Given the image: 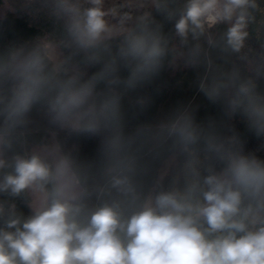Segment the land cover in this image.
Wrapping results in <instances>:
<instances>
[{"label":"clouds","instance_id":"obj_1","mask_svg":"<svg viewBox=\"0 0 264 264\" xmlns=\"http://www.w3.org/2000/svg\"><path fill=\"white\" fill-rule=\"evenodd\" d=\"M17 11L50 27L0 47V264H264V158L229 123L264 138V0H0ZM168 68L223 119L130 127L125 96Z\"/></svg>","mask_w":264,"mask_h":264},{"label":"trees","instance_id":"obj_2","mask_svg":"<svg viewBox=\"0 0 264 264\" xmlns=\"http://www.w3.org/2000/svg\"><path fill=\"white\" fill-rule=\"evenodd\" d=\"M49 27V21L43 17H33L21 11L8 12L6 19L0 21V47L31 39ZM173 70L165 69L152 83L125 96L123 103L130 127L139 122L154 120L165 114L164 111L168 112L178 104L191 102L194 105V95L197 89H189L188 76L191 75V69L178 68L174 72ZM262 87H264V83H262ZM140 96L148 97L150 102L142 113H137L133 105L136 98ZM194 106H197V117L200 120L215 118L219 121L223 119L220 107L211 104L207 99ZM33 118L43 125L44 121L39 114L34 113ZM229 123L245 141L246 150L255 152L259 157L264 158V138H257L240 117L234 118ZM65 135V133L60 134L62 139ZM73 144L77 146L78 154L82 159H93L96 156L98 138L72 137L69 139L68 145ZM24 211L27 212V209Z\"/></svg>","mask_w":264,"mask_h":264},{"label":"rangeland","instance_id":"obj_3","mask_svg":"<svg viewBox=\"0 0 264 264\" xmlns=\"http://www.w3.org/2000/svg\"><path fill=\"white\" fill-rule=\"evenodd\" d=\"M173 72H174V70H173ZM190 73H191V75L188 76L189 77V80H190L189 81L190 82L189 83V89H195L196 88V75H197L196 70L191 69V72ZM194 98H195L194 105H198L203 100L206 99L205 97H203L202 94H199L198 91L194 95ZM164 113H166V112L164 111Z\"/></svg>","mask_w":264,"mask_h":264}]
</instances>
